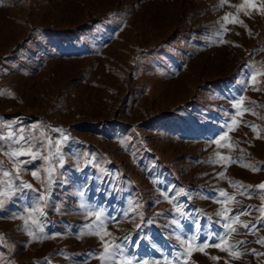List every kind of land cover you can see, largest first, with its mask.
I'll list each match as a JSON object with an SVG mask.
<instances>
[{"label": "rangeland", "instance_id": "1", "mask_svg": "<svg viewBox=\"0 0 264 264\" xmlns=\"http://www.w3.org/2000/svg\"><path fill=\"white\" fill-rule=\"evenodd\" d=\"M262 182L264 0H0V264H264Z\"/></svg>", "mask_w": 264, "mask_h": 264}, {"label": "snow or ice", "instance_id": "2", "mask_svg": "<svg viewBox=\"0 0 264 264\" xmlns=\"http://www.w3.org/2000/svg\"><path fill=\"white\" fill-rule=\"evenodd\" d=\"M245 2L251 5L252 0H245ZM240 7H243V5H241ZM224 19L226 20L227 19V16H225ZM246 67H247V65H246ZM57 131H59V130H57ZM21 139H23V137H21ZM64 139H67V138L65 137ZM57 144H59V141H57ZM29 146L31 147V145H29ZM41 147H43V144H41ZM49 148H51V145H49ZM57 154H59V153H57ZM9 155H11V156L29 155V156H31L32 160H35L38 156L41 159H46V157H44L39 152H36V153H31V152H29V153H20V152H17V151H13V152L9 153ZM30 162L31 161H17V164H20V163H30ZM56 162L57 163H60L62 165V163H63L62 158L59 159V160H57ZM50 163H51V161H50ZM32 174H33V176L36 175V173H32ZM5 175H8V173H5ZM51 178H52V173H51V170H50L49 171V180H51ZM24 186L25 187H29V188L31 187V185H28V184H25ZM256 187L259 188V189H264V182H262L260 185H258ZM248 194L251 195V193H248ZM219 195L221 197H225L226 196V193L224 191H221L219 193ZM217 202H222V201H217ZM2 206H3L2 203H0V207H2ZM251 207H252L251 205H248V206H245L242 209H232L231 210V215H229L227 217V219L228 220H238V217L240 215H242V214H247V210L249 208H251ZM179 210L180 209L178 208L177 211H179ZM262 210H264V209H262ZM95 214H96L97 218L99 219L101 213L100 212H97ZM259 220H260V223L261 224H264V216L260 217ZM173 223H177V221L174 220ZM223 227L226 229V231L223 233V235H220L218 237V240L219 241H223L224 238H225V236H227L229 234V232H236L237 231L235 228H230L227 223H225L223 225ZM242 227L245 230H247V231H251L253 228H257V225L256 224H252L251 222H244V223H242ZM257 242L258 243H261V244H264V238L259 239ZM244 243H245V241H238V242H236V244H239V245H242ZM212 246L217 247V248H221V250H223L221 243H213ZM232 247H235V245H232ZM113 248L115 249V251L113 253L114 256H118V255L121 254L122 248L120 247V245H113ZM252 252L255 254V249H253ZM181 255H183V253H181ZM214 259H218V258H214Z\"/></svg>", "mask_w": 264, "mask_h": 264}]
</instances>
